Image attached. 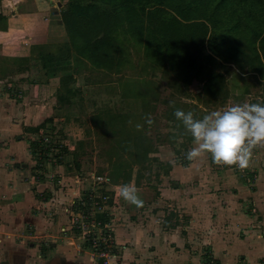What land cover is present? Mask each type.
<instances>
[{"label":"rangeland","instance_id":"1","mask_svg":"<svg viewBox=\"0 0 264 264\" xmlns=\"http://www.w3.org/2000/svg\"><path fill=\"white\" fill-rule=\"evenodd\" d=\"M1 61L0 98L11 99L20 108L28 103H40L43 98L35 96V89H32L33 101L25 98L31 92L29 86H21L27 77L8 78L13 70L10 66L16 63L5 58ZM138 63L140 66L135 69L116 74L118 81L115 79L114 87L100 85L91 90L85 88L90 77L83 79L81 86L87 89V100L84 103L81 99L73 100L78 119L70 116L65 119L66 114L60 116L56 121L59 128L53 121L47 122L54 118H48L26 126L27 131L20 133L21 144L27 143L30 163L15 161L8 169L27 173L34 196L27 202L31 217L39 216L47 224L42 229L28 225L16 235H26L29 244L35 243L36 255L45 259V264H68L64 263V252L72 257L77 255L71 264H160L161 255L154 254L149 261L146 253H141L147 248L152 251L155 246L143 241L140 230L144 226L148 230L146 234L154 235L156 224H161L158 228L168 235L172 232L164 226L168 218L171 225L186 229L180 236L187 239L186 247L201 257L196 264H264V148L254 150L250 167L243 171L235 166H218L210 155L189 162L185 154L194 146L193 138L182 121L167 117L180 109L191 111L194 118L201 119L226 106L264 101V78L258 82L250 79L248 94L238 89L226 101H213L205 99L200 81L194 80L188 89L174 75L163 74L159 67L155 69L157 66L150 61L140 59ZM140 70L146 74L141 73L142 79L136 80ZM123 78L136 81L131 83L128 95L124 94ZM234 84L230 79L228 88L236 89L238 84L236 87ZM243 84L244 81L240 83ZM56 104L58 108L67 106V115L71 112L70 104L61 106L58 100ZM101 110L110 112L109 115H132L126 123L127 129L122 131L125 142L130 140V135H143L152 142L153 150L143 167L133 163L132 153L118 146L117 137L109 133L115 127L106 123L108 115ZM97 111L100 114L91 117ZM149 117L153 121L151 125L147 122ZM21 120L23 125V117ZM137 125L142 128L138 130ZM131 149L136 150L135 146ZM116 162L132 170L133 179L128 184L138 192L143 190L142 206L130 204L119 194L121 186L128 184H124L123 178L111 179ZM182 188L184 195L175 197L174 192L181 193ZM158 189H163L164 194ZM166 192L175 196L168 197ZM129 241L134 242L131 248L137 252L124 260L123 247H129ZM161 245L169 247L163 242Z\"/></svg>","mask_w":264,"mask_h":264},{"label":"trees","instance_id":"2","mask_svg":"<svg viewBox=\"0 0 264 264\" xmlns=\"http://www.w3.org/2000/svg\"><path fill=\"white\" fill-rule=\"evenodd\" d=\"M66 1L62 19L68 39L53 50L39 52L44 68L76 59L89 62L95 69L120 74L146 59L162 68L163 74L174 75L185 88L189 89L194 80L200 81L205 99L213 101H226L238 89L248 94L250 79L258 82L264 78V0ZM13 61L28 64L30 58ZM230 79L234 87L238 84L234 90L228 88ZM75 82L74 74L61 78L60 104H71L77 92L72 86ZM131 83L125 84V95ZM171 113L167 117L173 121L174 110ZM131 119L128 113L110 115L106 123L114 125L109 133L117 137L118 146L132 153L133 163L143 167L153 146L143 135L122 140V131ZM122 165L114 163L110 176L113 180L123 178L128 184L133 179L132 170ZM176 225H171L168 218L164 222L165 228Z\"/></svg>","mask_w":264,"mask_h":264},{"label":"crops","instance_id":"3","mask_svg":"<svg viewBox=\"0 0 264 264\" xmlns=\"http://www.w3.org/2000/svg\"><path fill=\"white\" fill-rule=\"evenodd\" d=\"M58 1H63L61 7L57 5ZM66 4V0H0V15L2 16L0 19V71L1 64L3 68V61H1V59L5 58V61L8 60L14 63V59L30 58L28 64L11 65L10 68L13 67V70L12 74L8 75V78L14 79L17 75L27 77L26 80L23 81L25 84L21 86L23 88L29 86L31 92L29 95L26 94L25 98H29L33 101L32 95L34 89L35 92H37L35 96L39 95L40 98H43L38 104L28 103L25 99L28 105L24 108H20V106L11 99L6 100V98H0V264H35L36 261L38 264L46 263L45 259L41 260L40 257L36 255L37 247L35 243L32 242L29 244L26 235H16L17 232L22 231L24 228L28 227V225L32 227L35 226L37 229H42L44 225L47 224V222L43 223V218L39 216H33L34 218L31 217L29 204L27 202L29 197H32L33 191H30L29 186L31 182H28L27 173L16 169H8V167L11 166L9 164L15 161L30 163L25 147L27 143L24 145L21 144L23 141L19 140L20 133L27 131V128H25L26 126L31 127L32 124L35 125L42 121L44 122L48 118H54L52 119L53 125L59 128L60 126L56 121L57 119H61L60 116L66 114L65 119H67L68 116L78 119L73 111V107L76 105V102L73 100L74 98L75 100L81 99V103L87 100L85 94L87 89H83L81 81L90 77V81H88L89 85H86L85 88L88 87L91 90H95V86L98 88L100 85H106L110 88L114 87L115 79H117L116 76H118L116 74H119L114 71L95 69L89 62L76 59L50 64L48 68L42 66L39 59V52L42 51L45 53L50 49L53 50L57 45L68 39L67 29L62 19ZM36 46H43L44 48H40L42 50H37V48H35ZM157 68L158 67H155V69ZM81 69L84 71L83 73L80 72ZM86 71L90 72L88 76ZM141 73L144 75L146 74L140 70L136 80L142 79V77H140ZM71 74L75 76L76 82L72 86L77 89V92L72 98V104L69 105L71 106L70 108H72L71 112L67 115V110L65 111L67 106L58 108L56 103L58 100L57 97L61 78ZM93 77L95 78L94 80ZM122 81L125 84L136 82L133 79L127 81L125 78H123ZM0 82H3L2 77H0ZM118 83L120 84V82ZM119 84L116 83V85ZM61 106H64V104ZM61 108L63 110L60 113ZM99 111L93 112L91 117L98 116L100 114ZM101 111L104 112L103 114L110 116V112L105 110ZM22 117L23 125L21 120ZM5 146L9 147L5 148ZM5 167H7V169H5ZM181 179L186 181V178ZM9 180L13 182V185H10ZM158 190L161 192V195L164 194L163 189ZM37 192H41V190L38 189ZM178 192V190L174 192L176 196L172 192H166V194L168 197L171 195L175 197L184 195L183 188L181 193ZM142 193L143 190L141 189V192H138L140 198L142 197ZM154 194L157 196L156 193ZM160 225L161 224H156L157 228ZM179 227L181 228L180 231ZM157 228L153 230L154 235L146 234L148 230L144 226H142V230H140V235L143 234L144 236L143 241H146L149 245L155 246V249H153L154 247L152 246V251L147 248L141 252L146 253V257L149 261L152 260L154 254H157L162 257L159 258L160 264L198 263L201 257L199 254H193L190 249L186 247V242L184 243L187 239L180 236V233H183V235L186 233V229L183 226L177 225L176 228H171L172 232L168 235ZM162 242L163 244H169V247L161 245ZM123 243L125 246V242ZM127 244L129 247H123L124 260H127V258L130 259L129 256L134 252V249L131 248V246L134 247V242L130 244L129 241ZM76 256L77 255L72 257L64 252L63 257L66 258L64 263L71 264L72 260H76ZM58 263H60V261H58ZM52 264L56 263L53 262Z\"/></svg>","mask_w":264,"mask_h":264},{"label":"clouds","instance_id":"4","mask_svg":"<svg viewBox=\"0 0 264 264\" xmlns=\"http://www.w3.org/2000/svg\"><path fill=\"white\" fill-rule=\"evenodd\" d=\"M174 116L193 138L194 146L185 154L189 162L195 163L210 155L218 166H235L243 171L250 167L254 150L264 148V101L226 106L201 119L194 118L191 111L186 113L180 109L174 111ZM147 122L153 123L150 117ZM119 194L130 204L143 205L133 185L121 186Z\"/></svg>","mask_w":264,"mask_h":264},{"label":"water","instance_id":"5","mask_svg":"<svg viewBox=\"0 0 264 264\" xmlns=\"http://www.w3.org/2000/svg\"><path fill=\"white\" fill-rule=\"evenodd\" d=\"M62 4H63V1H58V2H57V5H58L59 7H61Z\"/></svg>","mask_w":264,"mask_h":264},{"label":"built area","instance_id":"6","mask_svg":"<svg viewBox=\"0 0 264 264\" xmlns=\"http://www.w3.org/2000/svg\"><path fill=\"white\" fill-rule=\"evenodd\" d=\"M44 140H46V138H44ZM105 199H106V197H105Z\"/></svg>","mask_w":264,"mask_h":264}]
</instances>
